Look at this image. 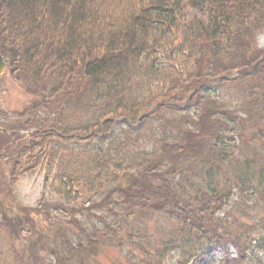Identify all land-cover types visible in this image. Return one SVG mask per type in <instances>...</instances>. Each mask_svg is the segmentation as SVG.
Listing matches in <instances>:
<instances>
[{"label": "trees", "instance_id": "obj_1", "mask_svg": "<svg viewBox=\"0 0 264 264\" xmlns=\"http://www.w3.org/2000/svg\"><path fill=\"white\" fill-rule=\"evenodd\" d=\"M262 33L264 0H0V54L34 97L13 176L26 157L55 198L19 209L27 235L37 214L89 264H264V64L222 79Z\"/></svg>", "mask_w": 264, "mask_h": 264}, {"label": "rangeland", "instance_id": "obj_2", "mask_svg": "<svg viewBox=\"0 0 264 264\" xmlns=\"http://www.w3.org/2000/svg\"><path fill=\"white\" fill-rule=\"evenodd\" d=\"M194 15H199L198 11L188 9L185 12V21L187 22ZM256 43L258 49H264V33L257 36ZM33 100L34 97L27 89V83L13 79L6 68L0 76V128L5 131L13 128H19L16 132L26 131L23 124L27 120V108L32 107ZM31 133L32 130H27V134H23L20 140L16 138L17 134L9 139L0 134V154L3 155L0 159V256L8 262L18 259L19 264H47L52 260L51 257L56 258L55 264H89V259L86 257L88 252L84 254V258L82 256L72 258L67 250L50 251L52 246L47 236L53 237V232L59 227L53 220L49 222L44 215H31V223H28L30 234L27 235V215L19 212L21 211L19 209L37 207L44 193L45 199L55 200L48 198L45 192L44 169L38 167L34 172H27L24 159L26 157L16 167L19 174L13 176L17 150L27 145L29 140L35 141L30 136ZM8 142L11 143V146L9 143L10 147L5 145ZM11 151H15L12 152L13 156ZM7 157L11 160L7 161ZM18 221H21L18 227L23 229L19 235L12 228L13 225L18 224ZM99 248L105 249L103 246ZM214 249L219 250L218 247ZM227 249L230 258H235L236 250L231 245H228ZM94 253H98L97 260L91 264H111L119 254L110 247L107 251L94 250Z\"/></svg>", "mask_w": 264, "mask_h": 264}, {"label": "water", "instance_id": "obj_3", "mask_svg": "<svg viewBox=\"0 0 264 264\" xmlns=\"http://www.w3.org/2000/svg\"><path fill=\"white\" fill-rule=\"evenodd\" d=\"M262 64H264V58L261 59L254 67H252L251 69L249 70H242V71H238L235 73V75L233 77H223L222 79L224 80H233L235 79L236 76L238 75H241V74H250V73H253L255 72ZM6 70V64L0 54V76L5 72ZM201 89V87L197 88L195 91H193L192 94H194L195 92H197V90ZM155 110V108L150 111L149 113L143 115V117H146L148 116L149 114H151L153 111ZM141 120V119H140Z\"/></svg>", "mask_w": 264, "mask_h": 264}, {"label": "flooded vegetation", "instance_id": "obj_4", "mask_svg": "<svg viewBox=\"0 0 264 264\" xmlns=\"http://www.w3.org/2000/svg\"><path fill=\"white\" fill-rule=\"evenodd\" d=\"M0 133H3V134H7V133H8L9 135H10V134L12 135L14 132H13V131H12V132H6L4 129H1V128H0ZM5 145H6V143H5ZM0 147H1V146H0ZM2 147H3V145H2ZM2 156H3V155L0 154V159L2 158Z\"/></svg>", "mask_w": 264, "mask_h": 264}]
</instances>
